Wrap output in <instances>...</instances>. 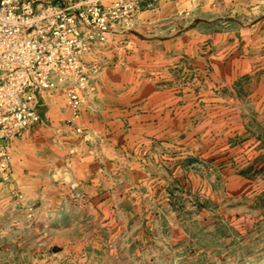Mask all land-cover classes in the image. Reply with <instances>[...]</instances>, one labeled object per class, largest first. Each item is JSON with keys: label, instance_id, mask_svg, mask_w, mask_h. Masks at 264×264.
I'll return each mask as SVG.
<instances>
[{"label": "rangeland", "instance_id": "1", "mask_svg": "<svg viewBox=\"0 0 264 264\" xmlns=\"http://www.w3.org/2000/svg\"><path fill=\"white\" fill-rule=\"evenodd\" d=\"M244 1L205 11L199 57H138V72L120 56L98 63L82 132L63 121L66 141L47 147L72 168L94 165L95 116L108 180L89 198L100 186L74 167L73 200L48 217L4 182L0 264H264V0Z\"/></svg>", "mask_w": 264, "mask_h": 264}, {"label": "built area", "instance_id": "2", "mask_svg": "<svg viewBox=\"0 0 264 264\" xmlns=\"http://www.w3.org/2000/svg\"><path fill=\"white\" fill-rule=\"evenodd\" d=\"M142 7L143 0H0V181L12 179L5 141L41 123L45 91L64 90L66 124L82 132L84 96L100 68L85 55L130 29Z\"/></svg>", "mask_w": 264, "mask_h": 264}, {"label": "crops", "instance_id": "3", "mask_svg": "<svg viewBox=\"0 0 264 264\" xmlns=\"http://www.w3.org/2000/svg\"><path fill=\"white\" fill-rule=\"evenodd\" d=\"M221 2L222 0H143L135 28L127 33L111 34L103 46L86 54L85 59L90 63L103 64L108 61L107 59L120 56L126 58V61L122 62L121 70L138 72L140 65L135 61L138 57L165 58L166 62L173 57H199L201 49L199 43L206 37V34L199 32V26L203 22L201 19L205 20L203 15L206 10L220 8ZM227 3L236 10L243 6L245 1L228 0ZM192 18L193 20H190ZM99 85L100 89L105 88L107 82L101 79ZM61 97L66 99L63 89L45 91L40 96L38 104L41 123L25 131L21 137L5 141L12 155V179L9 183L12 186L16 185L28 199L36 202L37 216L40 217L60 214V206L66 201L73 200V186L78 182V175L72 170L74 167H77L79 173L86 179L85 185L92 184L91 188L93 185L100 186L95 193L89 191V198L97 196V192L103 189L102 184L108 180L106 173L109 161L108 157L103 155V151L106 149L105 152L108 154L109 133L107 127L103 130L102 124L94 125L93 120H97L95 116L92 117L90 124L93 127L90 126L88 131L91 137L92 133L98 137V141L96 140L98 145L89 147L85 142L88 147L85 149L86 154L90 153L94 158L93 166H86L81 157H77L73 168L70 162L65 164L50 158L49 154L54 155L56 152L51 148L65 142L67 137L66 130L62 127V122L65 123L66 118L62 120L56 112ZM99 98H103L102 93L97 99ZM64 108L69 114L67 106ZM151 113L153 112L150 111L148 115ZM73 131L75 132L74 129ZM90 136H85L84 139ZM4 185L5 183L0 181V187ZM4 195L3 200H9L8 194Z\"/></svg>", "mask_w": 264, "mask_h": 264}]
</instances>
